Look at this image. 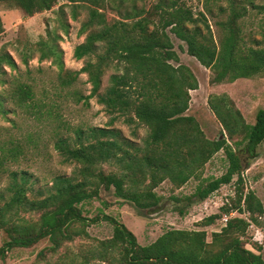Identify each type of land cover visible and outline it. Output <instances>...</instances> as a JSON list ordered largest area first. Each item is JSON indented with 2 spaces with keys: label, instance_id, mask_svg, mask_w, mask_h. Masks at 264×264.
<instances>
[{
  "label": "trees",
  "instance_id": "16d2710c",
  "mask_svg": "<svg viewBox=\"0 0 264 264\" xmlns=\"http://www.w3.org/2000/svg\"><path fill=\"white\" fill-rule=\"evenodd\" d=\"M58 1L71 7L74 19L79 7L87 12L79 28L84 40L73 49L74 59L85 58V62L79 71L64 69L60 52L48 48L38 61L50 58L57 69L52 97L36 98L31 84L13 76L0 97L1 117L19 110L25 118L51 128L47 141L34 132L0 139V184L5 183L0 187V263L11 250L28 249L41 241L47 246L36 257L46 251L55 253L74 238L87 237L84 228L101 220L111 225L112 232L98 242L94 260L110 263L115 251L117 264H264L260 247L256 252L245 247L247 229L258 224L263 207L253 191L245 190L243 177L264 142V107L249 125L226 94L209 95L207 106L225 136L206 138L196 119L186 115L189 91L196 90L198 83L192 70L180 62L172 40L183 44L184 52L209 70L211 85L262 75L264 34L260 40L245 41L238 24L247 12L242 2L263 17L264 3L225 0V7L218 6V15L224 18L213 22L214 31L207 20L214 12L205 6V12L193 14L183 0H156L147 7L139 5L142 0H0V5L13 6L30 17L50 10ZM3 31L0 18V34ZM1 59L16 69L9 56ZM107 71L112 72L100 90ZM80 74L86 75L88 95L75 86ZM40 93L47 96L48 90ZM92 98L113 115L105 127L72 125L60 114L71 103L89 106ZM5 104L11 106L9 111ZM119 117L145 128V136L139 142L124 137L111 127ZM40 143L45 149L50 144L73 168L69 176H50L45 186L36 187L43 178L17 166L20 159L39 151ZM219 151L226 163L220 176L200 180L188 196L171 198L185 202V207L174 210L183 216L187 207L233 181L230 204L197 223L205 228L221 215L228 216L218 232L210 233L209 242L204 230L169 229L152 243L140 245L117 219L104 214L89 219L82 213L81 205L97 199L101 190L137 212H153L161 202L155 192L159 185L167 181L180 188L199 179ZM231 212L240 216L230 217Z\"/></svg>",
  "mask_w": 264,
  "mask_h": 264
},
{
  "label": "rangeland",
  "instance_id": "374dc122",
  "mask_svg": "<svg viewBox=\"0 0 264 264\" xmlns=\"http://www.w3.org/2000/svg\"><path fill=\"white\" fill-rule=\"evenodd\" d=\"M156 0H142L139 5L146 7ZM193 14L205 12L204 7H209L214 13V17L207 15V20L214 31L213 22L222 20L224 17L218 15V6L225 7V0L218 3L211 0H183ZM247 12L239 20L241 34L245 41L260 40L264 34V17L249 9L246 2H242ZM254 4H262L264 0H253ZM65 2L58 1L50 10L34 14L30 17L24 16L21 11L5 4L0 5V18L4 28L0 34V97L4 90H7L8 82L13 77L26 84H31L36 98L47 99L52 97L51 88L55 86L56 67L51 63V59L38 61L39 56L48 48H54L60 52V59L64 69L79 71L85 62V58L75 60L73 49L83 42L85 34H79L81 23L87 18L84 7L77 9V17L71 15V7ZM112 15V14H110ZM175 50L179 55L180 62L187 65L196 77L198 87L194 91H189L190 102L186 115L192 116L199 123L206 138L213 140L221 138L220 125L207 106V99L211 94H226L238 108L246 123L253 125L255 113L264 107V74L249 79H237L231 83L211 85L209 83L210 72L200 66L193 58L189 57L183 50V44L172 37ZM42 42V46L38 43ZM43 50H41V49ZM9 56L15 63L16 69L11 70L1 59ZM26 62V64H25ZM112 71H107L101 79L102 90L106 84L108 76ZM13 76V77H12ZM82 94L88 95L90 86L86 83V75L80 74L75 84ZM43 89L48 90V95L40 93ZM89 106L71 103L68 107H63L60 114L72 125L105 127L113 115H108L102 106L96 104L95 99L89 100ZM9 111L10 105H4ZM13 123V126H12ZM112 128L120 130L121 134L137 142L141 140L146 129L137 124H126L122 117L114 121ZM37 133L40 139L47 141L51 135V128L27 119L19 110L15 115L8 113L4 117L0 116V139L8 136L23 137L28 133ZM41 143L39 151L29 154L27 159L19 160L18 166L23 170L31 172L36 178H43L42 183L35 186H45V181L50 176H69L73 165L64 163L61 157L52 150V146ZM258 157L249 162L248 169L244 170V188L253 191L263 207V213L257 218V225H250L247 229L244 241L245 247L251 251L260 247L259 252L264 259V142L257 148ZM244 163V162H243ZM16 166H12L15 169ZM226 168V163L222 151L216 153L205 165L199 179H191L180 188H174L167 181L159 185L155 192L161 197L160 205L155 211L137 212L130 204L117 201L111 192L100 191L99 197L81 205L82 213L86 218H93L101 215H108L123 223L127 229L133 233L137 243L148 245L152 243L163 232L169 229L198 231L204 230L207 233L206 241L210 240V233L218 232L223 223L220 219L205 228L198 227L197 223L212 214L219 212L223 205L230 204L233 198V181L228 185L220 187L204 201L193 203L187 207L186 213L179 216L176 207H185V202H175L171 198H182L195 191L200 184V180L220 176ZM235 180V177L233 178ZM4 181L0 187L4 186ZM230 198V199H229ZM229 216H240L231 212ZM228 218V216H227ZM74 229L80 230L78 225ZM87 237H76L71 242L65 243L57 252H45L43 257L38 258L37 253L47 246L46 241H41L28 249L16 248L11 250L0 264H117V253L112 251L111 262L94 260L92 256L99 250L98 242L111 237L112 227L105 221L99 220L89 224L85 228ZM0 233V245L2 243ZM256 252V251H254Z\"/></svg>",
  "mask_w": 264,
  "mask_h": 264
},
{
  "label": "built area",
  "instance_id": "2783aa9c",
  "mask_svg": "<svg viewBox=\"0 0 264 264\" xmlns=\"http://www.w3.org/2000/svg\"><path fill=\"white\" fill-rule=\"evenodd\" d=\"M220 221L224 224V223H226V221H227V217L226 216H223L221 219H220Z\"/></svg>",
  "mask_w": 264,
  "mask_h": 264
}]
</instances>
